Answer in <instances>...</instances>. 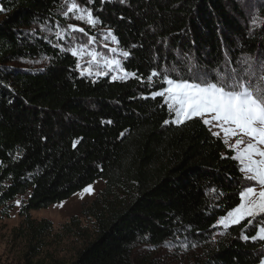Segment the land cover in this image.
Returning <instances> with one entry per match:
<instances>
[{
	"label": "trees",
	"instance_id": "1",
	"mask_svg": "<svg viewBox=\"0 0 264 264\" xmlns=\"http://www.w3.org/2000/svg\"><path fill=\"white\" fill-rule=\"evenodd\" d=\"M62 1L0 0V209L26 197L19 232L39 241L52 226L31 212L102 181L81 211L92 237L71 261L50 264H161L137 250L205 246L251 184L200 119L164 123L170 112L152 93L165 83L148 77L213 75L246 57L264 64V0H91L93 15L129 52L122 68L134 75L120 81L82 76L76 59L39 31ZM36 59L45 65H18ZM256 226H230L198 264H260Z\"/></svg>",
	"mask_w": 264,
	"mask_h": 264
},
{
	"label": "snow or ice",
	"instance_id": "2",
	"mask_svg": "<svg viewBox=\"0 0 264 264\" xmlns=\"http://www.w3.org/2000/svg\"><path fill=\"white\" fill-rule=\"evenodd\" d=\"M0 11L4 9L0 8ZM70 14L75 20L83 21L90 27L100 23L92 10L82 7L77 0H64L62 15L68 18ZM57 28L59 30L54 33L57 40L65 39L66 35L76 40V37L72 36L73 32L85 33L84 28L74 24H69L67 29L60 28L57 24ZM69 29L71 31H68ZM48 31L51 32V29ZM109 36L112 42L118 43L111 31L105 39ZM94 39L90 37L88 44ZM88 44L68 49L58 44L53 46L60 48L61 51H70L73 56L78 57L77 68H81L79 59L86 54L90 59L87 61L88 67L84 68L81 74L86 72L93 75L95 66L94 74L98 77L107 76L117 70L122 71L123 75H112V80L134 75L122 68L119 59L88 50ZM111 51L114 53L116 49L113 48ZM122 56L128 57L129 52L123 51ZM242 64L243 67L239 70L233 68L227 72L216 71L213 75L205 71L189 78L182 76L174 78L167 71L161 74L154 70L148 80L152 81L153 77L159 76L167 85L152 93V98L157 96L164 98L169 112L174 113L176 124H183L199 117L203 124L209 126L213 136L220 137L221 132L223 133V142L234 153L230 158L238 162L239 171L244 174V179L254 183L239 192L241 203L227 211L226 216L219 218L217 225L228 228L250 218L249 225H253L254 222L260 225L257 234L251 239L264 240V64L257 70L251 57H246ZM171 71L176 72V69L173 68ZM164 123L168 124L169 121L166 120ZM213 128L219 131H212ZM233 138L234 142L230 143ZM84 191L91 193V186ZM19 203L17 201L18 205ZM243 238L249 239L248 236ZM166 246H169V242H166ZM261 264H264V261H261Z\"/></svg>",
	"mask_w": 264,
	"mask_h": 264
},
{
	"label": "rangeland",
	"instance_id": "3",
	"mask_svg": "<svg viewBox=\"0 0 264 264\" xmlns=\"http://www.w3.org/2000/svg\"><path fill=\"white\" fill-rule=\"evenodd\" d=\"M100 1L118 2L121 0ZM77 2L82 7L90 9L91 2H89V0H77ZM63 10L64 0L56 12L55 19L53 21L47 22L45 25L39 28V31H41L45 39H47L53 45L58 44L63 46V48L68 49L70 47H76L80 44H88L89 38L94 37V41L91 44H88V50L97 51L103 56L115 57L121 61L122 66V61L125 59V57L122 56L123 51L118 47L117 43L112 42L110 36L105 39L108 32L111 30L103 27L100 23H98L95 27H90L85 22L77 21L72 18L71 14L68 18H65L62 15ZM57 24L60 28L64 29H67L69 24L77 25L78 27L84 28L86 34L73 32L72 36L76 37V40H72L71 38L67 37V35L65 36V39L57 40L56 36L54 35V33L59 30L57 28ZM48 29H51V32L48 31ZM68 31L71 30L69 29ZM113 48L116 49V52L114 53L111 51ZM58 49L60 50V48ZM61 52L72 55L71 52L67 50ZM73 57L76 59L77 66L78 57ZM89 59L90 58L86 54L83 56V58L79 59L81 68H77V70L80 74L84 68L88 67L87 61ZM253 62L255 63L257 70H259V66L262 64V62H260L258 59L253 60ZM45 63L46 61L43 59H36L22 62L18 65L27 69H39L43 67ZM242 67L243 64H241L240 67L236 69L239 70ZM95 70V66H93V75H88L86 72L81 75L94 80L100 78H108L112 80V75H123L122 71L117 70L116 72H110L107 76L98 77L94 74ZM129 77L130 75L125 79H128ZM125 79H117L116 81ZM164 86L167 87L166 84ZM170 117L171 118L169 122L173 125H176L174 122V113H170ZM193 119L201 120L199 117H195ZM207 128L209 129V126H207ZM212 131H219V129L213 128ZM220 138L223 140L222 132L220 134ZM234 139L235 138H233V141H230V143L234 142ZM248 182L249 184L254 183L252 181ZM90 186L92 188L91 193H87L83 190L66 201L52 205L47 209L33 211L30 213L31 219L35 220L36 222L49 221L52 226L51 231L46 234L43 239L40 238L39 241L37 240L29 242V237L27 234L19 232L20 224L22 222V219L18 213L19 206L21 202L26 199V197H17L12 203H10V208H5L4 210L0 209V264H24L28 259L32 260V263L34 264H50L54 260L65 262L71 261L75 252L82 248L93 235L92 222L83 218L81 216V211L83 208L88 206L102 191L104 182L95 181ZM17 201L20 202L19 205L17 204ZM72 218L77 220L76 222L72 223V226L74 227L71 230L70 228L65 229V227L70 224V220ZM259 226L260 225L256 226L257 231ZM228 228L217 225L215 227L212 240L205 246H193L186 243H170L169 246L165 245L162 248L142 247L137 250V255L140 257L152 258L161 264H198V262L203 258L204 252L209 250L216 241L222 239ZM32 246H34L36 249L34 252H32L33 254L29 255V250H31L30 247Z\"/></svg>",
	"mask_w": 264,
	"mask_h": 264
}]
</instances>
